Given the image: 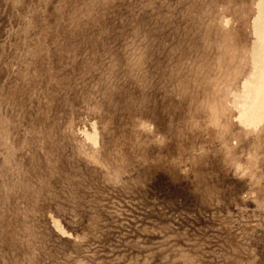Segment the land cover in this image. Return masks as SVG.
I'll use <instances>...</instances> for the list:
<instances>
[{
  "label": "rangeland",
  "instance_id": "rangeland-1",
  "mask_svg": "<svg viewBox=\"0 0 264 264\" xmlns=\"http://www.w3.org/2000/svg\"><path fill=\"white\" fill-rule=\"evenodd\" d=\"M0 264H264V0H0Z\"/></svg>",
  "mask_w": 264,
  "mask_h": 264
},
{
  "label": "crops",
  "instance_id": "crops-1",
  "mask_svg": "<svg viewBox=\"0 0 264 264\" xmlns=\"http://www.w3.org/2000/svg\"><path fill=\"white\" fill-rule=\"evenodd\" d=\"M18 226H19V224L16 225L17 230H19ZM8 238L11 239V240H14V239H15L16 241H18V240H20V239H23V235L20 234V233H18V232H16V233H14V234H10V235L8 236ZM18 238H19V239H18ZM4 252H6V251H4Z\"/></svg>",
  "mask_w": 264,
  "mask_h": 264
}]
</instances>
